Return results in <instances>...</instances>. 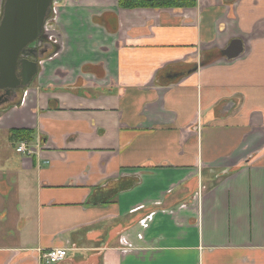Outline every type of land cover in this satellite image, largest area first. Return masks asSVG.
I'll return each mask as SVG.
<instances>
[{
    "label": "crops",
    "instance_id": "obj_1",
    "mask_svg": "<svg viewBox=\"0 0 264 264\" xmlns=\"http://www.w3.org/2000/svg\"><path fill=\"white\" fill-rule=\"evenodd\" d=\"M54 6L58 50L0 110V264H264V0Z\"/></svg>",
    "mask_w": 264,
    "mask_h": 264
},
{
    "label": "water",
    "instance_id": "obj_2",
    "mask_svg": "<svg viewBox=\"0 0 264 264\" xmlns=\"http://www.w3.org/2000/svg\"><path fill=\"white\" fill-rule=\"evenodd\" d=\"M51 3L52 0H5L0 21V88H15L19 82L27 87L38 74V63L27 58L37 49L28 51L27 46L38 38ZM239 54L240 51L231 57Z\"/></svg>",
    "mask_w": 264,
    "mask_h": 264
},
{
    "label": "flooded vegetation",
    "instance_id": "obj_3",
    "mask_svg": "<svg viewBox=\"0 0 264 264\" xmlns=\"http://www.w3.org/2000/svg\"><path fill=\"white\" fill-rule=\"evenodd\" d=\"M56 1L57 0H52L50 10L47 16L45 17V20L42 25L41 32L38 38L27 46L28 51L37 49V51H33L32 55H30L27 58L33 62L38 63V70L40 67V63L41 61H43L44 57H46L49 54L53 55L54 52L58 50L60 39L58 40L57 32H55L56 27L53 25V22H52L54 13L56 12L55 6H54ZM4 3H5V0H3V4H2L0 21L4 14ZM22 57L23 55L20 56V59ZM17 77H19V74L17 75ZM19 78L21 80V77ZM19 83L20 84L17 85L15 88H8V87L0 88V110L8 107L11 103L14 102L13 97L24 91L25 86H23L21 82Z\"/></svg>",
    "mask_w": 264,
    "mask_h": 264
},
{
    "label": "trees",
    "instance_id": "obj_4",
    "mask_svg": "<svg viewBox=\"0 0 264 264\" xmlns=\"http://www.w3.org/2000/svg\"><path fill=\"white\" fill-rule=\"evenodd\" d=\"M195 4V0H118L122 8H165V7H189ZM11 138L15 141L32 140L31 129H12Z\"/></svg>",
    "mask_w": 264,
    "mask_h": 264
},
{
    "label": "rangeland",
    "instance_id": "obj_5",
    "mask_svg": "<svg viewBox=\"0 0 264 264\" xmlns=\"http://www.w3.org/2000/svg\"><path fill=\"white\" fill-rule=\"evenodd\" d=\"M0 154H3V151L1 150L0 151ZM19 154L16 153L14 150H9L7 152V156H5V160L8 161L7 163V166H9L8 168H6V170L14 167L16 165V163L18 162V159H19ZM1 155H0V160H1ZM3 166V164H0V167ZM5 170V171H6ZM8 180H10V176H6ZM15 190V188L13 189ZM12 193H14L12 191ZM4 193H2L0 191V236L4 237L6 235V223L3 222V217H7V216H10L11 214H14V206H13V203L15 201V196L12 195V194H9V195H3ZM6 206V209L4 210L3 207ZM2 216V217H1ZM8 242H11V241H8ZM61 248V247H59ZM62 248H65V247H62ZM67 249V248H66ZM68 253V251H67Z\"/></svg>",
    "mask_w": 264,
    "mask_h": 264
},
{
    "label": "built area",
    "instance_id": "obj_6",
    "mask_svg": "<svg viewBox=\"0 0 264 264\" xmlns=\"http://www.w3.org/2000/svg\"><path fill=\"white\" fill-rule=\"evenodd\" d=\"M17 152L26 154L27 156L33 155L36 150L31 147L27 142L21 141L16 148ZM66 248H51L41 253L42 258L48 263H59L62 262L67 256Z\"/></svg>",
    "mask_w": 264,
    "mask_h": 264
}]
</instances>
